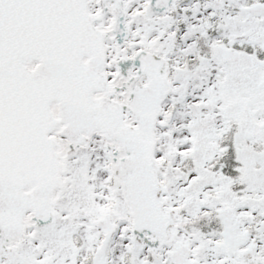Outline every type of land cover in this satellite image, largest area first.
<instances>
[{"label": "snow or ice", "instance_id": "6c2138e0", "mask_svg": "<svg viewBox=\"0 0 264 264\" xmlns=\"http://www.w3.org/2000/svg\"><path fill=\"white\" fill-rule=\"evenodd\" d=\"M0 264H264V0H0Z\"/></svg>", "mask_w": 264, "mask_h": 264}]
</instances>
